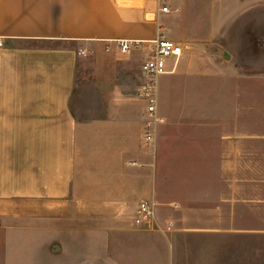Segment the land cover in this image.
I'll return each instance as SVG.
<instances>
[{"label":"crops","instance_id":"crops-1","mask_svg":"<svg viewBox=\"0 0 264 264\" xmlns=\"http://www.w3.org/2000/svg\"><path fill=\"white\" fill-rule=\"evenodd\" d=\"M171 3L182 15L153 1L0 0V264H105L89 258L93 215L115 218V264H168L169 245L202 236H264V65L243 57L264 54V0ZM164 18L186 48L159 78L153 154L146 102L123 77L142 75ZM88 61L97 81L73 104ZM143 200L173 228H131ZM255 250L246 264L264 261Z\"/></svg>","mask_w":264,"mask_h":264},{"label":"rangeland","instance_id":"rangeland-1","mask_svg":"<svg viewBox=\"0 0 264 264\" xmlns=\"http://www.w3.org/2000/svg\"><path fill=\"white\" fill-rule=\"evenodd\" d=\"M181 9L177 12L170 13V16H176L181 14ZM163 16H168L167 13H162ZM201 27L204 25L203 22H198ZM170 28L167 32L168 36L174 38L177 36L175 25H173L169 19L164 18L163 24ZM172 30V32H171ZM246 61L252 63L254 60H258L259 64L264 65V54L255 57L254 55L243 56ZM88 67L86 69V65ZM83 64L79 71L77 80V89L75 97L73 98V104H75L77 97L82 95V89L85 84H90L97 81V75L93 65L88 61ZM92 65V67H90ZM84 67V68H83ZM138 69V70H137ZM123 82L130 83L134 93L139 95L138 88L143 82V74H139V66H136V70L133 74L123 77ZM156 167L158 172L161 169V162L156 158ZM186 178V174H184ZM175 186V184H173ZM22 204V203H21ZM25 207L32 208L31 206L20 205V201H7L3 206L4 210H27ZM156 212L161 210L160 207L156 208ZM128 225L131 228H139L132 224V214L127 219ZM88 227V251L89 258L94 257L95 253L103 255L105 264L115 259V251H112V247L108 244L109 236L111 235V227L115 225L114 217H105L100 215H93L87 220ZM102 230H101V229ZM110 234V235H109ZM112 241V240H111ZM192 244L188 246H170L168 247V264H246L244 261L245 257H253L256 254V247H264V236L258 235H240V234H222L215 237L202 236L191 240ZM263 252L261 251L262 254ZM117 257V256H116ZM122 257V256H121ZM96 260V259H95ZM115 264V261H114ZM250 264V263H249ZM257 264H264L262 263Z\"/></svg>","mask_w":264,"mask_h":264},{"label":"built area","instance_id":"built-area-1","mask_svg":"<svg viewBox=\"0 0 264 264\" xmlns=\"http://www.w3.org/2000/svg\"><path fill=\"white\" fill-rule=\"evenodd\" d=\"M148 1L156 4V13L160 16L162 13H171L172 0H116L121 8H144ZM166 27L160 26L158 36L153 40L154 48L152 54L142 63L143 82L138 88L139 96L146 102V119L144 123L142 144L144 148L156 154L157 133L160 125L166 123L167 119L160 113L159 102V78L161 75L170 72L168 61L171 58L179 59L184 54L186 46L177 42L165 33ZM119 46L122 53L131 52L134 42L132 40H119ZM137 43V42H136ZM2 45V42H0ZM132 164H138L132 162ZM155 201L143 200L134 215L133 224L136 227H155L157 229L171 230L173 225L168 222L166 227L162 228L156 220ZM176 205V204H175ZM170 207L173 204H169Z\"/></svg>","mask_w":264,"mask_h":264},{"label":"water","instance_id":"water-1","mask_svg":"<svg viewBox=\"0 0 264 264\" xmlns=\"http://www.w3.org/2000/svg\"><path fill=\"white\" fill-rule=\"evenodd\" d=\"M225 56H226L227 58H230L231 55H230L229 52H226V53H225Z\"/></svg>","mask_w":264,"mask_h":264}]
</instances>
